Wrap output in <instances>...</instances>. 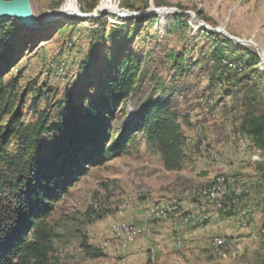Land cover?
<instances>
[{"label":"rangeland","instance_id":"rangeland-1","mask_svg":"<svg viewBox=\"0 0 264 264\" xmlns=\"http://www.w3.org/2000/svg\"><path fill=\"white\" fill-rule=\"evenodd\" d=\"M67 1L29 0L34 25L9 46L14 64L4 75L7 93L18 80L3 104L16 110L23 103L24 125L37 121L36 110H47L50 127L66 116L69 96L82 109L100 105L125 60L132 58L138 70L129 97L100 109L108 130L104 147L125 136L129 143L88 166L44 220L53 235L50 264H264V152L241 129L248 114L264 108V0H70L77 14L60 13ZM226 39L235 45L224 46ZM153 104L175 113L182 133L193 132L183 134L196 145L185 144L177 171L164 169L159 150L137 127ZM198 127L216 161L200 157ZM15 148L11 143L9 151ZM203 173L210 176L203 180ZM219 175L245 190L232 212L216 210L198 193ZM185 192L203 214L201 221L193 211L179 215L180 223L192 215L181 223L188 224V238L164 237L134 222L141 207L146 221L158 220L146 213L160 206L164 218L178 214ZM125 204V219L144 234L122 245L106 231ZM220 237L226 243L215 251L211 243ZM84 246L103 256H90Z\"/></svg>","mask_w":264,"mask_h":264},{"label":"trees","instance_id":"trees-1","mask_svg":"<svg viewBox=\"0 0 264 264\" xmlns=\"http://www.w3.org/2000/svg\"><path fill=\"white\" fill-rule=\"evenodd\" d=\"M24 29L21 24L15 26L0 19V264H50L53 235L45 230L44 220L88 166L100 164L107 153L123 149L125 142L129 143V137L125 136L104 147L108 130L100 109L129 97L138 66L132 58L120 65L108 81L100 105L82 109L69 96L66 116L49 127L47 110L38 112L35 101L37 121L24 125L20 112L23 103L16 110L3 104L17 88L18 80L7 93L4 75L14 64L9 46ZM228 45L235 43L226 39L224 46ZM224 46L214 52L220 54ZM254 59L257 57L245 64L253 65ZM5 118L7 121L3 123ZM137 127L145 140L159 150L166 171L181 168L186 137L175 113L162 104H153L139 117ZM241 129L264 152V108L248 114ZM46 136L51 140L46 142ZM11 143L16 144L13 151H9ZM84 249L92 257L103 256L91 247Z\"/></svg>","mask_w":264,"mask_h":264},{"label":"bare ground","instance_id":"bare-ground-1","mask_svg":"<svg viewBox=\"0 0 264 264\" xmlns=\"http://www.w3.org/2000/svg\"><path fill=\"white\" fill-rule=\"evenodd\" d=\"M106 9V8H104ZM60 13H71L77 14V10L75 9L72 2L69 0L67 1L65 7L63 8L62 12ZM35 19V18H33ZM196 139L198 140V153L200 157L202 156L205 158H210L215 160L216 155L213 153L206 145L203 139V132L201 127H198L196 130ZM218 158V157H217ZM211 161V160H210ZM216 161V160H215ZM236 187V186H235ZM232 187L229 182L225 179L224 176H217L211 184L203 189H199L198 193L210 204L214 205L216 210H221L224 212L230 211L232 208H238L240 205L241 199L243 197L244 189L240 187ZM245 195V194H244ZM167 207V206H166ZM121 208V207H120ZM130 205L125 204L122 208L117 212V216L120 218V221L117 223H111L108 226L107 233H109L112 237L115 236L116 239L122 245H126L128 242H132L137 238H140L144 234L143 228L135 225L132 220L125 219L124 210H128ZM168 209V208H167ZM173 209V208H172ZM165 207L160 206L155 209H150L147 211V219H161L165 216ZM238 210V209H236ZM168 212V211H167ZM232 212V211H230ZM167 214V213H166ZM186 221L189 218H192V215L185 217ZM185 221V222H186ZM135 222V221H134ZM183 222V220H182ZM188 223V221H187ZM186 223V224H187ZM226 239L220 237L213 239L211 246L215 251H218L225 245ZM178 248H182V242L177 240ZM178 250V249H177ZM219 254V253H218Z\"/></svg>","mask_w":264,"mask_h":264},{"label":"crops","instance_id":"crops-1","mask_svg":"<svg viewBox=\"0 0 264 264\" xmlns=\"http://www.w3.org/2000/svg\"><path fill=\"white\" fill-rule=\"evenodd\" d=\"M183 134H185V132H183ZM185 136L186 137H192L193 136V132H189L188 134H185ZM197 140V139H196ZM186 143L188 144V148L189 147H192V149H194L193 148V146L192 145H196L195 143H194V141H193V139L192 138H187L186 139ZM189 144H192V145H189ZM197 151H198V144H197ZM187 153H185V155H186ZM186 159V158H185ZM187 174L188 175H190L191 176V174H194L192 171H188L187 172ZM203 175V180H206V178H208V176H210V174L208 173V174H206V173H203L202 174ZM195 193V192H194ZM197 194V193H196ZM182 196H183V201H182V208H181V210L179 211V213L178 214H174V213H172V215H170L169 214V216L167 215V217L166 218H161V219H158V220H152V221H146L145 219H144V217H143V213H142V207L141 208H139L137 211H136V213H135V216H134V219H135V222L137 223V224H140L141 226H146V227H148V228H152L153 229V231L155 232V233H162L163 235H164V237H165V235H167V234H170V233H174V234H180V233H182L181 235H182V237L183 238H188L189 236H188V234H183V233H185V229H188L189 227H187V226H185V225H188V224H185V225H183V224H181L182 223V219H183V217H185L187 214H185L182 218H181V223L179 222V215H181V214H183V213H186V212H188V211H193V212H195L196 214H197V217L200 219V221L202 220V218H203V214H201L200 213V210H201V208H196L195 206H193V205H191L190 204V202H188V200L187 199H189L190 200V197L191 196H189L188 195V192H185L184 194H182ZM194 196V195H193ZM199 196V195H198ZM199 199H197L198 201H200V200H203L201 197H198ZM206 202V201H205ZM157 208V207H156ZM152 209H155V208H152ZM151 209V210H152ZM150 210V209H149ZM148 210V211H149ZM202 212V211H201ZM189 213H191V214H193V215H195L194 213H192V212H189ZM207 216H210V215H207ZM196 219V221H197V218H195ZM195 222V221H194ZM194 222H190L189 224H193ZM174 225V226H173ZM197 225H200L199 223L197 224ZM196 225V226H197ZM191 226V225H190ZM188 237H187V236ZM163 236H161V238H162Z\"/></svg>","mask_w":264,"mask_h":264},{"label":"water","instance_id":"water-1","mask_svg":"<svg viewBox=\"0 0 264 264\" xmlns=\"http://www.w3.org/2000/svg\"><path fill=\"white\" fill-rule=\"evenodd\" d=\"M54 16L53 18H56ZM17 19L24 27L34 25V16L31 11L29 0H0V19Z\"/></svg>","mask_w":264,"mask_h":264}]
</instances>
